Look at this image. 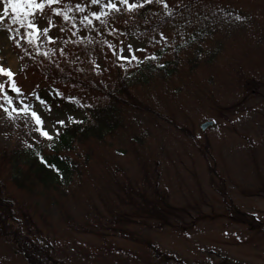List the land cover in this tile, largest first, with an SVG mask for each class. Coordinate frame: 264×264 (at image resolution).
<instances>
[{
	"label": "rangeland",
	"instance_id": "rangeland-1",
	"mask_svg": "<svg viewBox=\"0 0 264 264\" xmlns=\"http://www.w3.org/2000/svg\"><path fill=\"white\" fill-rule=\"evenodd\" d=\"M202 1L191 7L194 13L185 31L214 21L215 32L203 42L202 54L194 57L188 48L178 51L182 30L167 23L154 36L128 39L120 57H139L120 59L129 74L135 75L132 67L140 61L154 70L177 59L175 74L146 72L147 81H137L132 92L144 107L122 115L116 135L80 147L82 160L89 149L91 153L69 184L64 181L55 190L15 191L18 218L25 225V216L32 218V235L51 248L57 264H147L146 248L117 232L122 227L184 264H264V0ZM107 2L71 0L63 10L84 36L97 22L93 12L111 11L104 7ZM3 3L0 0V15ZM129 3L138 7L129 11L119 3L123 18L117 19L124 22H110L113 36L130 27L126 22L131 12L155 2ZM38 11L28 19L41 27L51 22L47 34L34 36L26 27L28 20L14 18L11 10L0 20V65L14 73L11 78L0 74L5 88L0 91V160L4 149L52 146L62 126L83 116L75 105L49 102L44 86L35 90L41 81L32 59L65 30L57 14ZM110 62L109 54L105 63ZM11 81L19 93L8 86ZM25 106L40 115L42 125L29 111H12ZM61 120L63 124L57 123ZM206 121L214 125L203 131ZM9 170L4 167L2 175L14 189L6 177ZM148 171L152 177L160 174V187L177 209L179 219L171 220V227L130 223L121 210L126 207L120 198L125 196L124 183H139ZM234 206L241 214L231 213ZM233 215H248L253 221L247 225ZM8 253L0 244V264H20L8 259Z\"/></svg>",
	"mask_w": 264,
	"mask_h": 264
},
{
	"label": "trees",
	"instance_id": "trees-1",
	"mask_svg": "<svg viewBox=\"0 0 264 264\" xmlns=\"http://www.w3.org/2000/svg\"><path fill=\"white\" fill-rule=\"evenodd\" d=\"M201 1L168 0L167 7L160 3L141 7L131 12L126 22L130 27L123 29L117 36L111 34L110 26H118L124 22L117 19L123 18L120 11L111 10L99 19L96 18L97 22L84 30V36H80L75 21L71 18L64 19L66 12L63 9L71 0H60L59 3L45 7L47 10L42 13L48 11L49 14L56 15L51 8L59 9L61 14L57 15L58 24H65V30L51 46H45L33 57L32 66L39 69L41 81L35 86V90L39 91L44 86L48 90L46 97L50 99L49 102L56 105H75L82 109L83 116L71 125L62 126L52 146L43 144L42 148L33 151L4 149L1 152L0 244L8 249V259L20 264H57L58 260L52 254L51 248L42 245L32 235V218L25 216L26 225L18 218L20 216L16 207L15 191L30 193L40 189L55 190L64 181L69 184L86 166L87 153H91L89 149L82 160L80 147L92 139L102 141L107 136L116 135L122 127V115L130 109L140 112L144 107L132 92L137 81H147L149 77L146 75L150 74L146 72H163L168 76L175 74L177 59L166 61L154 70L148 62L140 61L132 67L135 68V75L129 74L119 58L122 45L128 39L154 36L167 23L179 33L182 30L181 44L176 45L178 51L188 48L193 50L194 57L202 54L203 42L215 32L214 21L205 20L200 26L185 32L191 22L189 17L194 13L191 12V7ZM109 54L111 62L106 64ZM4 167L10 169L6 177H10L14 189H10L5 183L2 175ZM159 177L160 174L152 177L148 171L143 181L137 183L128 179L124 183L125 196L120 198L126 207L121 210L128 222L140 226L155 222V226L161 229L171 227V220L179 219L177 209L160 187ZM229 210L231 213L241 214L237 206ZM233 217L247 225L253 221L248 215L243 219L238 215ZM117 232L146 248L147 264H184L177 256L161 250L150 240L137 238L123 227Z\"/></svg>",
	"mask_w": 264,
	"mask_h": 264
},
{
	"label": "snow or ice",
	"instance_id": "snow-or-ice-1",
	"mask_svg": "<svg viewBox=\"0 0 264 264\" xmlns=\"http://www.w3.org/2000/svg\"><path fill=\"white\" fill-rule=\"evenodd\" d=\"M59 2H60V0H4L3 15H0V20H3L6 16H8L9 10H11V13L14 14V18L22 15L25 19L28 20L26 27L31 30V34H33L34 36H38L41 31H43L45 34H47L49 27L52 26L51 22H49L48 26L41 27L37 22H35L31 19H28V18H30L33 15V13H35L37 10H39L42 13L46 6H51V5H53L55 3H59ZM92 2L99 4V0H92ZM145 2L146 3L155 2V3H160L165 7L168 6V0H145ZM119 3H123L124 5H126L129 11L138 7V5L136 3H129V0H119ZM119 3H113L112 0H108V2L105 3L104 7L109 8L113 11H119L120 10ZM139 6H142V5H139ZM77 8L79 9L80 6L77 5ZM51 11L55 12L57 15L61 14L59 9H57L55 7H52ZM101 15H106V13H104L103 10L99 13H97V12L92 13V16L96 17L97 19H99ZM68 18L69 17L65 13L64 19H68ZM84 19L88 20V17H85ZM160 35H161V37L166 39V37H164L163 33H161ZM49 40H52L51 36H49ZM128 50L130 52L132 51L131 46H129ZM119 58L124 59V60H137V59H139V57H137L135 55L121 56ZM0 74L6 75L9 78L14 76V73H12L10 69H5L2 65H0ZM8 86L12 87L13 90L16 91L17 93L20 92V89L15 86L14 81H11ZM3 88H4V85L0 84V91H2ZM9 104H11V100H9ZM0 107H3V106L0 105ZM5 111H7V109H5ZM12 111H15L17 113H19L21 111H29L30 115L33 117V119L35 120L37 125L43 124V121H42L40 115L36 111L28 109L27 106H25V108H23V109H12ZM57 123L63 124L64 121H62V120L57 121ZM38 130L46 138L52 139L51 135L46 130H44L43 128H39Z\"/></svg>",
	"mask_w": 264,
	"mask_h": 264
},
{
	"label": "water",
	"instance_id": "water-1",
	"mask_svg": "<svg viewBox=\"0 0 264 264\" xmlns=\"http://www.w3.org/2000/svg\"><path fill=\"white\" fill-rule=\"evenodd\" d=\"M214 124L213 121H208V122H205L204 124H202V130L206 131L209 127H211L212 125Z\"/></svg>",
	"mask_w": 264,
	"mask_h": 264
}]
</instances>
